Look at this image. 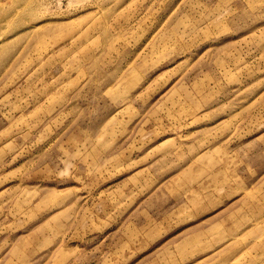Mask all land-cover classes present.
Here are the masks:
<instances>
[{"label":"rangeland","instance_id":"1","mask_svg":"<svg viewBox=\"0 0 264 264\" xmlns=\"http://www.w3.org/2000/svg\"><path fill=\"white\" fill-rule=\"evenodd\" d=\"M0 264H264V0H0Z\"/></svg>","mask_w":264,"mask_h":264},{"label":"crops","instance_id":"2","mask_svg":"<svg viewBox=\"0 0 264 264\" xmlns=\"http://www.w3.org/2000/svg\"><path fill=\"white\" fill-rule=\"evenodd\" d=\"M200 155H202V154H200ZM200 155H199V156H200Z\"/></svg>","mask_w":264,"mask_h":264}]
</instances>
